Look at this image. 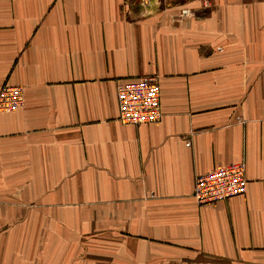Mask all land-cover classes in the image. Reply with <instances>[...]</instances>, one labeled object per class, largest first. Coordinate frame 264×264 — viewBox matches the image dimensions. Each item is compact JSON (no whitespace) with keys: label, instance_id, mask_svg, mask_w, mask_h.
I'll use <instances>...</instances> for the list:
<instances>
[{"label":"crops","instance_id":"0c3cea01","mask_svg":"<svg viewBox=\"0 0 264 264\" xmlns=\"http://www.w3.org/2000/svg\"><path fill=\"white\" fill-rule=\"evenodd\" d=\"M155 75L161 118L118 120ZM0 264H264V0H0ZM244 161L246 192L194 176Z\"/></svg>","mask_w":264,"mask_h":264},{"label":"built area","instance_id":"2783aa9c","mask_svg":"<svg viewBox=\"0 0 264 264\" xmlns=\"http://www.w3.org/2000/svg\"><path fill=\"white\" fill-rule=\"evenodd\" d=\"M118 120L139 125L157 122L162 115L160 86L155 75L138 80L117 81ZM24 86L4 83L0 87V111H14L24 105ZM245 162L216 166L194 176L192 195L197 204H211L246 192Z\"/></svg>","mask_w":264,"mask_h":264}]
</instances>
